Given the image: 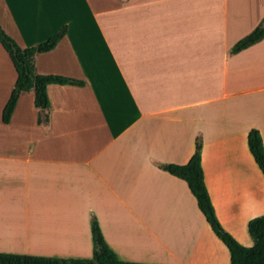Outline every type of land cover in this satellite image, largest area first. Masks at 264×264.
Wrapping results in <instances>:
<instances>
[{
  "label": "crops",
  "instance_id": "0c3cea01",
  "mask_svg": "<svg viewBox=\"0 0 264 264\" xmlns=\"http://www.w3.org/2000/svg\"><path fill=\"white\" fill-rule=\"evenodd\" d=\"M263 19L264 0H0V23L23 48L68 25L36 72L87 82L48 86V124L23 94L6 125L18 75L0 43L11 62L0 63V230L17 217L29 225V241L0 237V252L90 258L96 214L121 260L155 263L125 230L210 227L186 181L157 165L186 164L200 133L217 216L228 232L248 230L264 214V174L248 146L252 128L264 139V39L230 49Z\"/></svg>",
  "mask_w": 264,
  "mask_h": 264
},
{
  "label": "trees",
  "instance_id": "16d2710c",
  "mask_svg": "<svg viewBox=\"0 0 264 264\" xmlns=\"http://www.w3.org/2000/svg\"><path fill=\"white\" fill-rule=\"evenodd\" d=\"M68 29V25H64L58 33L47 40L23 48L0 23V43L12 60L18 75L9 100L3 109L2 120L4 124L7 125L11 122L20 97L29 92L34 93L35 106L39 110L38 123L48 124L50 123V116L47 110L51 107L48 86L51 84L85 86L87 84L83 79L60 74H38L36 72L37 55L54 51L60 41L67 36ZM263 39L264 19L251 33L231 47L230 55L235 56L258 44ZM248 146L258 167L264 174V139L258 128H252L249 131ZM203 148L204 137L200 133L196 137L194 153L186 164L158 163L157 165L160 169L186 181L211 229L229 249L230 264H264V214L248 223V231L254 240V244L250 247L240 244L224 228L217 216L205 181L202 165ZM91 231L93 255L90 258L0 252V264H147L121 260L108 245L96 214L91 215Z\"/></svg>",
  "mask_w": 264,
  "mask_h": 264
},
{
  "label": "rangeland",
  "instance_id": "374dc122",
  "mask_svg": "<svg viewBox=\"0 0 264 264\" xmlns=\"http://www.w3.org/2000/svg\"><path fill=\"white\" fill-rule=\"evenodd\" d=\"M1 64H11L9 57L3 51L0 46ZM130 249H133L135 253L141 255V257L155 260V263L147 264H165V262H179L184 264H230V254L227 246L220 240L215 233L209 227L206 232L199 224H192L190 226L178 227L174 224L164 222L159 228L155 229L154 236L148 235L146 229L137 228V230L128 229ZM137 231V238L134 237V233ZM231 235L242 245L250 247L254 244V240L249 231L235 230L229 231ZM141 240V241H140ZM132 241V242H131ZM134 241L137 244H133ZM191 242V248L195 246L193 253L186 251L184 247L189 246ZM127 243V242H126ZM158 243V244H157ZM172 243V244H171ZM183 243V244H182ZM145 244V245H144ZM148 244V245H147ZM157 244V245H156ZM164 246H163V245ZM144 245V247H143ZM156 245V246H155ZM193 245V246H192ZM158 252L157 254L150 253L146 248L154 247ZM136 249H135V248ZM160 249H159V248ZM204 247V249H203ZM145 248V249H144ZM147 251L149 255H143L141 251ZM152 254V255H150ZM156 254V255H155ZM194 254V255H193Z\"/></svg>",
  "mask_w": 264,
  "mask_h": 264
},
{
  "label": "bare ground",
  "instance_id": "6f19581e",
  "mask_svg": "<svg viewBox=\"0 0 264 264\" xmlns=\"http://www.w3.org/2000/svg\"><path fill=\"white\" fill-rule=\"evenodd\" d=\"M36 216V215H35ZM39 217V216H38ZM27 218V217H26ZM43 219V218H42ZM27 220V219H26ZM30 220V219H29ZM4 222H9V220L7 219V220H5L4 219ZM28 222V221H27ZM26 222V224H28ZM64 222V221H63ZM61 223V222H60ZM32 224V223H31ZM29 226V225H28ZM27 226V227H28ZM25 227H26V225H25ZM24 227V223L22 222V221H20V217H17V219L16 220H10V223H7V228L5 229V231H1L0 230V237H3V239H5L6 241H9L8 243L10 244V241L11 242H18V241H26V239L28 238L27 236H26V232H25V230L26 229H24L25 228ZM26 227V228H27ZM59 227V226H58ZM0 228H1V226H0ZM31 228V227H30ZM62 229H60V233H61V236L63 237H65L66 235H67V237L65 238V240H69V234H71L70 236H75V230H69V229H66L65 227L63 228V226L61 227ZM28 229V228H27ZM31 231H33L32 229H30ZM58 230V229H57ZM36 231V230H35ZM38 231V230H37ZM37 231H36V233H37ZM40 231V230H39ZM50 232V231H49ZM70 232V233H69ZM1 233L3 234V236H1ZM35 232H33V234L32 233H30V234H32V235H35L34 234ZM52 233V232H51ZM29 239V238H28ZM27 239V240H28ZM43 239V240H42ZM47 239V238H46ZM51 239V238H50ZM74 239V238H73ZM29 241V240H28ZM38 241V240H37ZM41 241H45L44 240V238H41ZM69 241H72V239L71 240H69ZM127 242V241H126ZM132 242V241H131ZM7 243V242H6ZM28 243V242H27ZM42 243V242H41ZM130 243V242H129ZM158 244V243H157ZM156 244V245H157ZM172 244V243H171ZM145 245V244H144ZM144 245H143V247H144ZM148 245V244H147ZM155 245V246H156ZM163 245V244H162ZM129 246V245H128ZM131 247H133V245H130ZM155 246L152 248V247H147L146 248V250H150L149 252L150 253H156L157 254V250L156 249H154L155 248ZM164 246V245H163ZM159 248V247H158ZM183 248H185V247H183ZM193 248V247H192ZM136 249V248H135ZM145 249V248H144ZM160 249V248H159ZM187 249H188V251L189 250H191V248L189 247V246H187ZM186 249V250H187ZM153 251V252H152ZM192 251V250H191ZM149 252H147V251H145L144 250V253H149ZM155 254V255H156ZM150 255H152V254H150Z\"/></svg>",
  "mask_w": 264,
  "mask_h": 264
}]
</instances>
